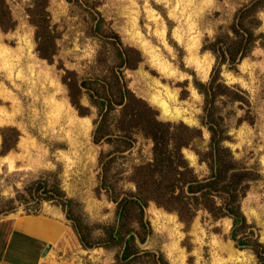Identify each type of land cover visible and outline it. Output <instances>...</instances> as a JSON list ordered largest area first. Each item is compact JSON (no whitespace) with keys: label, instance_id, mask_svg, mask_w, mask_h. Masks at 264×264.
Wrapping results in <instances>:
<instances>
[{"label":"rangeland","instance_id":"obj_1","mask_svg":"<svg viewBox=\"0 0 264 264\" xmlns=\"http://www.w3.org/2000/svg\"><path fill=\"white\" fill-rule=\"evenodd\" d=\"M249 1L47 0L44 19L28 13L33 0H5L13 25L0 27V214L47 210L58 217L62 233L51 245L48 260L259 264L255 251L264 255V8L244 20L255 35L246 56L216 65L210 50L231 43L235 12ZM35 23L45 28L39 31ZM193 43L197 48L190 54ZM122 50L127 65L121 62ZM194 57L209 62L206 74ZM34 67L42 70V82L36 80ZM213 69L216 82L227 86L221 87L223 92L209 110L218 123L221 143L238 167L257 173L239 197L243 220L233 224L231 215L215 218L204 209L202 199L183 213L184 218L192 213L188 221L179 217L178 206L165 209L151 199L144 203L142 215L131 204L119 219L117 204L133 197L135 168L151 159L152 142L133 132L128 144V138L116 134L121 106L105 112L101 101L118 99L123 87L151 106L158 119L200 128L201 137L181 152L202 178L210 173L207 163L199 161L210 140L203 123L209 105L205 107L196 82L207 84ZM232 89L240 98H232ZM154 92L170 108L182 109L189 120L162 117L149 99ZM48 100L68 109L52 126ZM64 116L77 124L86 119L88 131L69 126ZM94 134L104 137L94 142ZM13 156L15 165L10 166ZM36 182L47 192L44 187L35 191ZM55 189L62 195L56 196ZM214 200L216 206L222 204L221 197ZM76 227L89 246L80 241ZM111 230L115 241L110 240ZM129 234L134 235L128 240L133 255L123 257ZM140 235L145 237L142 242ZM229 242L241 251L239 260L224 251Z\"/></svg>","mask_w":264,"mask_h":264},{"label":"trees","instance_id":"obj_2","mask_svg":"<svg viewBox=\"0 0 264 264\" xmlns=\"http://www.w3.org/2000/svg\"><path fill=\"white\" fill-rule=\"evenodd\" d=\"M46 6L47 0H33V7L28 10V13H35V15L44 18L47 14ZM263 8L264 0H250L237 9L232 23L233 38L231 43L218 45L219 47L216 49L210 48L215 56L216 65L225 60L235 63L246 56L247 52L250 51V46L255 41V35L253 30L245 27L244 20L252 14L255 15L258 10ZM10 24L13 25L10 10L5 0H0V27L5 29L10 27ZM35 25L39 31L45 28L44 24L35 23ZM38 30L36 34H39ZM125 51L122 50L120 53L121 62L127 65ZM214 71L216 70H212V77L207 84L200 81L196 82L197 90L204 95L205 107L209 105L205 109L208 110L206 121L203 122L207 125L210 133L208 149L203 156L197 151V154L200 155L199 161H205L210 171L208 176L202 178H199L193 172L181 152L182 147L188 146L195 138L201 137L200 128L189 127L180 122L174 124L158 119L156 111L151 106L123 87H119L118 99L101 101L105 112L112 110L115 105L121 106L119 127L116 129V134L128 138V144L131 142L130 135L133 132L141 133L143 137L150 139L152 142L151 159L135 168L136 191L132 193L133 197H124L117 204L119 219L124 216L126 207L131 204L135 205L142 215L144 203L151 199L165 209H173L178 206L175 210L178 212L179 217L188 221L192 213L189 218H184L183 213L194 209L196 202L202 199L204 209L209 211L215 218L231 215L233 224L243 220L239 212V197L244 195L248 182L255 179L257 173L238 167L232 160L228 148L221 143L223 137L218 129V123L213 119L209 110L215 96L223 92L221 87L226 89L227 86L216 82L215 77H213ZM81 84L85 85L86 82ZM232 90V98L237 99L240 96L239 93L237 90ZM96 126L98 128L101 126V120L98 121ZM103 137L104 135L96 136L94 134L92 140L98 142ZM35 184L36 186L33 187L35 191L43 187L45 190L43 183L36 182ZM55 192L56 196L62 195L57 189H55ZM217 196L222 199V204L219 206L215 205L214 198ZM46 197L51 199L52 195ZM139 219L141 225H143L141 218ZM75 229L80 241L89 246L90 244L86 242L84 235L77 227ZM115 233L120 237L122 236L118 229ZM114 236L113 230H111L110 240L115 241ZM232 237H235L234 231ZM133 238V234H129L127 237L123 257L133 255L132 252L128 251V240ZM144 238V235H140L139 241H144ZM239 242L241 243V241ZM255 254L259 264H264V255H260L257 250Z\"/></svg>","mask_w":264,"mask_h":264},{"label":"crops","instance_id":"obj_3","mask_svg":"<svg viewBox=\"0 0 264 264\" xmlns=\"http://www.w3.org/2000/svg\"><path fill=\"white\" fill-rule=\"evenodd\" d=\"M44 213L0 214V264H55L47 257L62 221Z\"/></svg>","mask_w":264,"mask_h":264},{"label":"bare ground","instance_id":"obj_4","mask_svg":"<svg viewBox=\"0 0 264 264\" xmlns=\"http://www.w3.org/2000/svg\"><path fill=\"white\" fill-rule=\"evenodd\" d=\"M196 48H197V43H193L192 45H190L188 47L189 49V53L190 54H195V51H196ZM195 60V63H196V66H198L200 68V71L201 73L203 74H206L208 72V69H209V62H203L200 60V58H197V57H194L192 58ZM34 66V65H32ZM31 66V71H33V67ZM34 71H35V75H36V80L39 81V82H42L44 80V77L42 75V70L41 69H36L34 67ZM55 89H58V87H54ZM53 88V89H54ZM3 91V90H2ZM55 93L57 92L56 90L54 91ZM1 93V91H0ZM167 95L173 99H176V96L175 94H171L168 90L166 91ZM150 101L155 104L159 109H160V114L162 115V117L166 118V119H169V120H177V119H181L183 121H188L189 118L185 115V112L178 108V107H173V108H170L166 103L165 101H163V99L159 96V93L158 92H154L152 93V95L149 97ZM48 102L50 103V100H48ZM49 108H51V112L53 113L51 118H50V121L49 123H51L50 125L52 126L53 123L57 122L58 118L61 117V115L65 112L68 111V109L66 107H64L62 104H49L48 106ZM68 115V114H67ZM65 119V122H67V124L69 126H79L81 127V130L86 133L90 127V124L89 122L84 119V118H81V122L80 124H77L74 120V118H70L69 116L67 117H63ZM19 143V142H18ZM14 156L10 159V166H13L15 165L14 163ZM224 251H226V253L229 255V258L233 259V260H239V256L242 255L241 254V251L239 250H236L232 245L231 243L229 242L228 244H226L224 247H223ZM181 262L183 260H180ZM179 261V262H180Z\"/></svg>","mask_w":264,"mask_h":264}]
</instances>
